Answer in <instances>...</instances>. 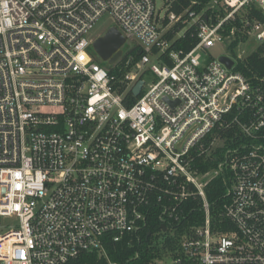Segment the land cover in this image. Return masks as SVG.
<instances>
[{
    "label": "built area",
    "instance_id": "obj_1",
    "mask_svg": "<svg viewBox=\"0 0 264 264\" xmlns=\"http://www.w3.org/2000/svg\"><path fill=\"white\" fill-rule=\"evenodd\" d=\"M206 10L183 20L198 24V42L168 51L170 65L164 54L182 31L165 35L184 13L162 15L156 0H0L1 264L104 254L106 239L140 232L154 204L157 234L172 244L148 264H264V83L233 70L250 52L244 41L264 40V0ZM103 16L126 39L112 65L140 53L132 65L125 56L121 91L91 48ZM217 43L231 68L208 56ZM232 127L234 148L214 133ZM219 147L202 172L198 158L215 162ZM226 174L213 217L206 187ZM190 201L200 223L183 224Z\"/></svg>",
    "mask_w": 264,
    "mask_h": 264
},
{
    "label": "trees",
    "instance_id": "obj_2",
    "mask_svg": "<svg viewBox=\"0 0 264 264\" xmlns=\"http://www.w3.org/2000/svg\"><path fill=\"white\" fill-rule=\"evenodd\" d=\"M209 2L210 0H165L166 16L171 12L177 15L184 13L182 20L174 24L165 35V39L170 41L176 36L177 32L182 31L180 37H175L173 41L171 40L167 52L164 54V60L168 64H172V61L167 58L168 51L182 50L186 52L198 42V24L183 23V20H190L188 16L190 12H193L195 16L201 15L204 12L200 16V18H203L206 12L209 13L208 10L205 11ZM252 13L249 11L247 15L250 16ZM232 48L233 46H231ZM127 55L133 56L131 65L136 64L140 57L138 48L132 47L130 50L125 51L124 57L115 65L109 66L99 60V58L96 59L100 65L107 68L110 75L114 76V82L119 91L124 88L123 75L129 68L124 65L125 56ZM233 70L242 74L252 85L264 83V40L258 43L255 49L250 51L244 58L238 59ZM214 133L224 137L226 139L225 145L231 148L236 147L239 141H242V137L236 131V127H232L229 130L215 129ZM215 155L217 159L215 162L211 160L203 161L202 159L204 158L202 156L198 158L197 166L202 172L216 166V162L221 158V147L216 148ZM230 186L231 181L226 174L225 176H216L206 187V195L211 204L213 217L219 214L222 203L226 199V191ZM158 206V204H154L151 207L152 213L146 219V225L140 232L125 235L117 242L106 239L103 244L104 254L96 251L85 252L69 259L64 264H108L109 262H117L119 264H148L154 258L160 257L163 250L171 246L172 238L157 234V232L163 229L162 222L158 217ZM199 207L196 201L188 202L186 220L183 221V224L200 223L202 221L203 214Z\"/></svg>",
    "mask_w": 264,
    "mask_h": 264
},
{
    "label": "water",
    "instance_id": "obj_3",
    "mask_svg": "<svg viewBox=\"0 0 264 264\" xmlns=\"http://www.w3.org/2000/svg\"><path fill=\"white\" fill-rule=\"evenodd\" d=\"M125 40V37L115 26H110L103 34L94 39L91 44V48L99 60L106 63L107 65H112L122 56V48ZM219 60L225 64L227 68H231L233 65V60L227 56L222 55L219 57ZM141 85L142 80L137 81L133 88L135 95L139 93ZM169 103L171 104V102Z\"/></svg>",
    "mask_w": 264,
    "mask_h": 264
},
{
    "label": "rangeland",
    "instance_id": "obj_4",
    "mask_svg": "<svg viewBox=\"0 0 264 264\" xmlns=\"http://www.w3.org/2000/svg\"><path fill=\"white\" fill-rule=\"evenodd\" d=\"M164 1L165 0H156V6H157V8H161V14L162 15L165 13V10H166L165 6H164ZM109 25H110V21L108 20V17L107 16L101 17L96 22L94 28L91 31L92 35L98 36V35L103 34ZM247 44H248V42L244 41L241 45V48H242V50L248 49L247 51L249 52V51L254 50L258 43L250 44V45H248V47H247ZM124 48H126V46ZM207 52H208V56H211L212 58H217L220 55H228L229 54L226 47L220 43H217L214 47L209 48ZM149 79H147V83H148Z\"/></svg>",
    "mask_w": 264,
    "mask_h": 264
}]
</instances>
